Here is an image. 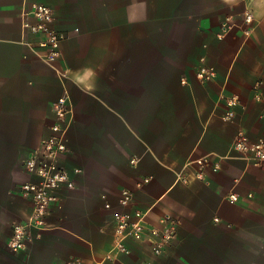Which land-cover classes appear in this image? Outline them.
I'll return each instance as SVG.
<instances>
[{
  "label": "crops",
  "instance_id": "obj_1",
  "mask_svg": "<svg viewBox=\"0 0 264 264\" xmlns=\"http://www.w3.org/2000/svg\"><path fill=\"white\" fill-rule=\"evenodd\" d=\"M33 3L53 10L54 61L24 27ZM202 66L213 79L197 76ZM64 91L60 164L74 187L56 191L45 228L13 252V224L33 209L19 191L32 180L22 161L49 133ZM239 132L264 138V0H0V264H264V170L230 152ZM203 155L219 170L198 180L191 166L179 181ZM122 189L149 224L176 220L160 254L128 239V253L106 258Z\"/></svg>",
  "mask_w": 264,
  "mask_h": 264
},
{
  "label": "built area",
  "instance_id": "obj_2",
  "mask_svg": "<svg viewBox=\"0 0 264 264\" xmlns=\"http://www.w3.org/2000/svg\"><path fill=\"white\" fill-rule=\"evenodd\" d=\"M34 18V22H24V27L31 33L39 36L38 46L47 49L43 56L46 61H54L59 54L61 34L53 27L54 13L50 6L43 3H33L27 12ZM251 16H246L250 22ZM197 76L203 80H211L215 76L212 67L202 66ZM238 97L233 95L227 99L231 107L224 115V120L234 117L233 106L237 104ZM54 121L48 125L49 133L40 141L39 148L28 154L22 161L23 169L32 176V180L19 186L20 193L30 198L33 209L24 222L13 224L12 236L8 242L11 251L17 252L25 248L29 239L30 230L40 231L45 228V220L49 213L50 205L57 199L56 191L61 187L73 188L74 182L67 171L61 166L60 158L67 151V127L68 118L71 115L69 93H64L52 104ZM235 153L264 170V138L250 139L244 132H239L233 140L230 148ZM193 167L192 175L198 180H205L206 171L217 172L220 168L219 159L213 155L195 157L181 170L177 177L184 184L189 182L188 167ZM149 178H144L147 182ZM236 193H230L228 199L231 202L237 200ZM132 192L122 189L118 204L121 210L113 213L115 223V238L106 258H112L120 253H128L125 245L128 239L147 242L154 254H160L166 246L171 244L176 237L177 223L169 213L161 215L156 224L147 221V210L130 208ZM104 207L110 209L109 202ZM151 264V263H147Z\"/></svg>",
  "mask_w": 264,
  "mask_h": 264
}]
</instances>
